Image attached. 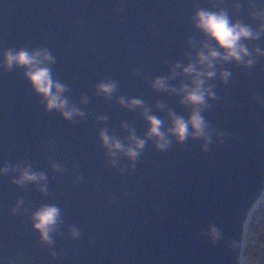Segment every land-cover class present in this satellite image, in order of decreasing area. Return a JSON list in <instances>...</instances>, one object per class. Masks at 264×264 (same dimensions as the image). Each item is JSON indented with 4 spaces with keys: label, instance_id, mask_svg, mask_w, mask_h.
Segmentation results:
<instances>
[{
    "label": "water",
    "instance_id": "95a60500",
    "mask_svg": "<svg viewBox=\"0 0 264 264\" xmlns=\"http://www.w3.org/2000/svg\"><path fill=\"white\" fill-rule=\"evenodd\" d=\"M213 2L0 0V53L47 47L56 58L53 73L70 88L66 95L77 104L82 93L90 98L86 106L78 104L86 119L71 123L44 111L23 69L0 68V165L32 162L47 174L50 192L44 197L32 184H12L15 173L0 175V264H240L244 227L264 191V107L252 100L253 94L264 97V57L251 69L225 64L232 72L227 86L213 81L221 100L210 101L215 106L204 116L230 136L210 152L200 151V141L174 142L165 152L149 142L135 173L122 175L108 166L97 135L105 122L94 119L107 115L106 126L117 135L124 134L121 121L137 135L147 127L137 111L93 94L104 78L118 81L115 95L143 99L158 117L164 113L155 109L156 100L186 116L176 97L153 91L145 77L167 75L165 60L184 61L186 37L201 36L190 18L197 6ZM237 2L239 13L232 9ZM250 3L264 6V0H223L219 6L254 27ZM254 44L264 48V38L249 47ZM137 67L140 76L133 74ZM50 157L68 171L53 172ZM73 165L91 182H74ZM125 190L133 195L124 197ZM20 197L30 210L61 208L63 235L51 246L55 258L40 243L29 213L10 212ZM209 224L224 239L209 243L202 234ZM67 225L80 229L79 239L69 236Z\"/></svg>",
    "mask_w": 264,
    "mask_h": 264
},
{
    "label": "clouds",
    "instance_id": "9594fccd",
    "mask_svg": "<svg viewBox=\"0 0 264 264\" xmlns=\"http://www.w3.org/2000/svg\"><path fill=\"white\" fill-rule=\"evenodd\" d=\"M223 0H214L211 8L196 7L191 16L194 29L201 36H188L185 39L186 50L183 51L184 61H167V75H157L148 79L149 87L158 93H167L177 99V103L184 107L187 115L178 114L164 101L156 100L154 107L162 111L164 116L158 117L152 113V108L141 98L115 95L118 92V81L112 78L99 80L93 86V94L102 96L106 101L115 100L121 107L129 111H137L138 115L146 122V129L142 135H137L136 129L128 121H121L120 129L123 135H117L106 126L107 115H97L96 121L105 122V126L98 129L97 135L100 147L104 150L106 162L119 174H133L136 171V162L143 156L146 145L165 152L173 143L186 145L189 140L200 141V151H211L214 143H225L230 133L216 129L205 118L204 113L214 108V103L221 97L216 92L219 80L223 85H229L232 72L224 67L225 64H235L246 69H251L257 63L258 57H264V48L254 44L251 48L249 42L260 41L264 38V6L257 9L255 3H250L248 15L257 23L253 27L244 23L237 16L233 18L229 9L223 6ZM240 3H234L232 9L239 13ZM119 12L123 9L117 8ZM0 68L6 72L14 68L23 69V76L30 83L33 91L40 97V103L45 112L55 111L66 121L71 123L82 122L86 119L84 108L89 103V96L81 94L78 104L66 93L70 92L67 84L56 78L51 65L56 63V58L47 47L19 49L8 48L0 53ZM133 74L140 76L142 68H134ZM176 81L175 84L171 81ZM226 99V98H225ZM252 100L264 107V97L253 94ZM126 159L127 163L122 160ZM49 166L53 172L64 173L68 169L49 158ZM73 165L74 182L77 184L86 181ZM12 184L24 188L32 184L42 196L50 195L48 176L45 172L33 167L32 162L26 160L14 164L4 162L0 165V175H8ZM122 195L131 197L133 193L125 190ZM110 203H117L114 196L109 197ZM14 215L29 213L32 229L38 234L40 243L49 249V255L55 258L58 253L51 250L55 243V236H62L60 230L64 224L62 210L56 204H41L34 210L25 206V200L20 197L10 209ZM69 236L79 239L80 229L75 225H67ZM203 235L209 238V243H216L224 239L223 232L215 224H209Z\"/></svg>",
    "mask_w": 264,
    "mask_h": 264
},
{
    "label": "trees",
    "instance_id": "16d2710c",
    "mask_svg": "<svg viewBox=\"0 0 264 264\" xmlns=\"http://www.w3.org/2000/svg\"><path fill=\"white\" fill-rule=\"evenodd\" d=\"M250 237L244 253L252 261L264 264V213L260 210L251 212L248 218Z\"/></svg>",
    "mask_w": 264,
    "mask_h": 264
},
{
    "label": "rangeland",
    "instance_id": "374dc122",
    "mask_svg": "<svg viewBox=\"0 0 264 264\" xmlns=\"http://www.w3.org/2000/svg\"><path fill=\"white\" fill-rule=\"evenodd\" d=\"M257 209H263L264 210V191H263L262 195L260 196V198L255 203L251 212H253L254 210H257ZM249 237H250V231H249L248 219H247V222H246L245 227H244V233H243V245H242L240 264H262L261 261L250 260V258L247 257L244 253V248L248 244Z\"/></svg>",
    "mask_w": 264,
    "mask_h": 264
},
{
    "label": "flooded vegetation",
    "instance_id": "af4514ba",
    "mask_svg": "<svg viewBox=\"0 0 264 264\" xmlns=\"http://www.w3.org/2000/svg\"><path fill=\"white\" fill-rule=\"evenodd\" d=\"M257 210H260V211H262L264 213V210L263 209H257Z\"/></svg>",
    "mask_w": 264,
    "mask_h": 264
}]
</instances>
